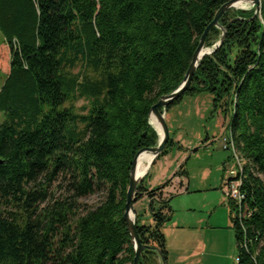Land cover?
Segmentation results:
<instances>
[{
    "label": "trees",
    "instance_id": "obj_1",
    "mask_svg": "<svg viewBox=\"0 0 264 264\" xmlns=\"http://www.w3.org/2000/svg\"><path fill=\"white\" fill-rule=\"evenodd\" d=\"M227 1L0 0V51H9L0 88V264H132L124 205L136 152L158 141L151 107L182 83ZM219 24L222 44L165 111L187 94L213 96L242 162V201L226 203L236 262L264 264V0L258 16L231 8ZM221 36L212 27L205 46ZM175 145L169 139L159 158ZM225 162L234 165V156ZM184 175L182 165L175 176ZM141 182L135 202L152 200L153 224L136 214L149 246L139 264H156L167 258L171 180L150 190ZM97 193L95 205L80 203Z\"/></svg>",
    "mask_w": 264,
    "mask_h": 264
},
{
    "label": "rangeland",
    "instance_id": "obj_2",
    "mask_svg": "<svg viewBox=\"0 0 264 264\" xmlns=\"http://www.w3.org/2000/svg\"><path fill=\"white\" fill-rule=\"evenodd\" d=\"M248 5L244 7L251 9ZM2 40L0 33V44ZM8 61L9 51L7 49L0 51V88L6 78L3 70L8 66ZM212 104L213 96L208 92H200L194 95H184L178 103L168 108L165 120L169 139L179 144L180 151L177 152L173 146H169L168 154L157 160L155 166L145 177V181L147 186L157 188L171 180L172 183L170 182L168 190L172 195L170 208L174 216L182 218L183 209L190 206L195 208L198 214L210 213L212 210V224L220 226L227 222L228 226L224 229L208 230V237L217 238L220 246L230 245L231 242L233 252L228 261H231V264H237V251L226 206L227 197L222 190L223 175L228 176L226 168L233 167L232 162H225L230 152L223 148L222 142L228 130L225 129L222 114L214 112ZM82 105L83 101H78L76 108ZM4 118V113L0 110V124ZM207 139L208 142H205ZM175 159H179L183 164L186 172L184 183L175 178L177 176L174 173L177 171L172 166ZM169 166L170 169H168ZM150 175L155 177L153 181H150ZM187 182L188 189L185 190ZM102 196L101 193H97L84 197L80 199V203L95 205L102 199ZM134 208L135 214L139 217V224L150 225L151 218H149L147 204L138 200L134 203Z\"/></svg>",
    "mask_w": 264,
    "mask_h": 264
},
{
    "label": "water",
    "instance_id": "obj_3",
    "mask_svg": "<svg viewBox=\"0 0 264 264\" xmlns=\"http://www.w3.org/2000/svg\"><path fill=\"white\" fill-rule=\"evenodd\" d=\"M237 3L249 4L251 6V9L249 7H239L236 5ZM231 8H239L241 10H253V17H256L259 15L260 10H261V0H229L225 2L223 5H221L220 8L215 13L212 21L207 25V27L204 29L202 35L199 38L197 48L195 49L191 57L189 67L184 75L182 83L176 89H174L171 93L162 95L159 98L158 102L151 107V111L149 114V125L152 126L157 132L158 141L155 146L145 147L136 152L132 160V165H131L130 172H129V184H128L127 191H126V198H125V205H124L123 218L126 222L127 229L131 237V241H132V245L134 249V257H133L132 264H139L141 252L145 249H149L148 245H144L141 243L139 235L137 233L136 214H135L136 211L134 208V203L137 197V186L139 182L146 175L152 163L159 158V156L161 155L163 150L166 148V145L169 141V131H168V127H167L166 120H165V109L173 101L181 97L185 93V91L188 89L189 85L191 84L192 77L199 65V62L202 60V58L206 55L212 54L215 51V49L222 44L224 38L226 37V31L219 24V20L221 16L223 15V13ZM212 27L221 29L222 36L212 47L209 48L205 46V38L209 30ZM143 152L151 153L152 158L147 163L144 174L142 176H138L136 174L137 161H138L139 156ZM151 201L152 200H150V202L148 203V206H147L148 209H149V205L151 204ZM156 251L160 255L159 251L158 250ZM161 261H162V264H165V261L162 258H161Z\"/></svg>",
    "mask_w": 264,
    "mask_h": 264
},
{
    "label": "crops",
    "instance_id": "obj_4",
    "mask_svg": "<svg viewBox=\"0 0 264 264\" xmlns=\"http://www.w3.org/2000/svg\"><path fill=\"white\" fill-rule=\"evenodd\" d=\"M166 117L167 111H165V119H167ZM175 144L176 145L173 147L177 152L180 151V148L177 146L178 144ZM157 160L152 163L146 175L141 180L142 187L148 190L153 189V187L146 185L145 177L151 171L153 166H155ZM182 165L183 164L179 159H175L172 164L175 171H178ZM170 166L168 169H170ZM175 178L177 180L179 179L182 183L186 180L185 175L177 176ZM154 179L155 177L150 175V181H153ZM187 184L188 182L186 185ZM168 187L169 186L165 187L164 192L169 196L170 191L168 190ZM139 201L145 202L148 206L150 199L146 195H143ZM210 211V213L202 212L198 214L196 213L195 208L188 206L183 209L182 218H178L172 213L171 219L165 222L162 227L167 253L165 264H231V261H228L231 259L233 252L231 242L230 245L226 244V246H220L217 238L208 237V230L224 229L228 224L227 222L222 225L220 224V226H218V224H212V210ZM148 213L150 216L149 218H151L150 225H152L153 220L149 209ZM205 214L207 215L205 216ZM156 264H162L160 257L156 258Z\"/></svg>",
    "mask_w": 264,
    "mask_h": 264
},
{
    "label": "built area",
    "instance_id": "obj_5",
    "mask_svg": "<svg viewBox=\"0 0 264 264\" xmlns=\"http://www.w3.org/2000/svg\"><path fill=\"white\" fill-rule=\"evenodd\" d=\"M223 142V148L229 150L230 154H232L235 158V164L233 167H229L227 169L228 176L225 177V181L222 187L223 193L226 195V197H229L238 203L242 201L243 195L240 192V184L241 179L240 176L242 174V162L237 157L232 142L230 140L229 136H224L222 138ZM167 194L165 193L164 196Z\"/></svg>",
    "mask_w": 264,
    "mask_h": 264
},
{
    "label": "bare ground",
    "instance_id": "obj_6",
    "mask_svg": "<svg viewBox=\"0 0 264 264\" xmlns=\"http://www.w3.org/2000/svg\"><path fill=\"white\" fill-rule=\"evenodd\" d=\"M239 7H244L247 4H241V3H237L236 4ZM152 158V154L151 153H147V152H143L137 161V169H136V174L138 176H142L145 172L147 163L151 160Z\"/></svg>",
    "mask_w": 264,
    "mask_h": 264
}]
</instances>
